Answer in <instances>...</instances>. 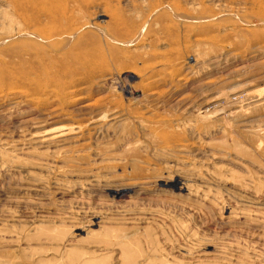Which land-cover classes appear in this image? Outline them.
Instances as JSON below:
<instances>
[{
  "label": "rangeland",
  "instance_id": "374dc122",
  "mask_svg": "<svg viewBox=\"0 0 264 264\" xmlns=\"http://www.w3.org/2000/svg\"><path fill=\"white\" fill-rule=\"evenodd\" d=\"M0 264H264V0H0Z\"/></svg>",
  "mask_w": 264,
  "mask_h": 264
},
{
  "label": "bare ground",
  "instance_id": "6f19581e",
  "mask_svg": "<svg viewBox=\"0 0 264 264\" xmlns=\"http://www.w3.org/2000/svg\"><path fill=\"white\" fill-rule=\"evenodd\" d=\"M52 31V30H51ZM29 34V33H28ZM32 34V33H31ZM49 34V33H48ZM34 35V34H33ZM37 36V35H36ZM22 37V36H21ZM38 37V36H37ZM49 37V36H48ZM47 38V37H46ZM12 39V38H11ZM17 39V38H16ZM15 39V40H16ZM13 40V39H12ZM44 42H48V40L47 39H45V40H43ZM221 107V106H220ZM218 108V107H217ZM211 109H213V110H211ZM220 109V108H219ZM222 109V108H221ZM203 112V114L204 115H212V114H214L215 112H217V110H215V108H214V106L213 107H209V108H207L205 111L203 110L202 111ZM59 130H61V129H59ZM59 130H57V131H59ZM178 184V180L177 181H175V183L174 184H172L171 186H176ZM127 191V190H126ZM124 192V191H123Z\"/></svg>",
  "mask_w": 264,
  "mask_h": 264
}]
</instances>
